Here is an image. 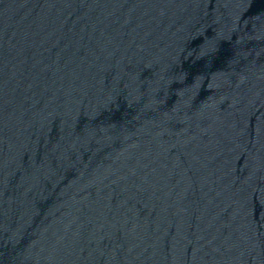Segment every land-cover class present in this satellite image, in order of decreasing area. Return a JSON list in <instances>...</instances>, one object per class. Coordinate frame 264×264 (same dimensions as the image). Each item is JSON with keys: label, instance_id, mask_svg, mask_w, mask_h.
Wrapping results in <instances>:
<instances>
[{"label": "water", "instance_id": "1", "mask_svg": "<svg viewBox=\"0 0 264 264\" xmlns=\"http://www.w3.org/2000/svg\"><path fill=\"white\" fill-rule=\"evenodd\" d=\"M0 264H264L236 0H0Z\"/></svg>", "mask_w": 264, "mask_h": 264}]
</instances>
